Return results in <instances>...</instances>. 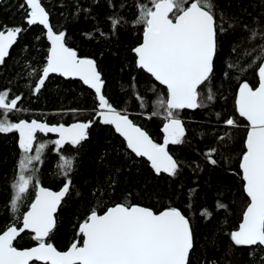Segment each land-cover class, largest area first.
Segmentation results:
<instances>
[{
	"label": "trees",
	"instance_id": "obj_1",
	"mask_svg": "<svg viewBox=\"0 0 264 264\" xmlns=\"http://www.w3.org/2000/svg\"><path fill=\"white\" fill-rule=\"evenodd\" d=\"M41 2L50 15L54 32H65L67 46L76 50L79 57L96 60L105 81L104 95L109 102L147 131L155 142L163 143L162 127L166 122L163 110L160 115L151 116V113L157 99L166 97V89L136 67L135 54L131 51L142 42L143 36V25L134 23L138 5L148 3L151 6L149 0H112L111 7L108 0ZM218 2L220 9L233 19L230 20L231 27L224 25L227 31L218 39L215 75L210 85L216 98L207 107L180 112L185 142L169 145L170 154L180 163L175 177L157 175L147 161L127 149L110 126L100 123L96 116V96L80 81L50 76L40 92H35L49 50L45 31L39 25L26 24L27 6L20 7L24 2L6 0L0 4V30L16 26L26 29L19 35L5 63L0 65V93H8L7 102L20 97L17 110L8 113L7 119L18 122L33 118L52 125L95 121L87 140L78 146L68 144L59 152L51 143L56 140L53 136L38 137L35 149L39 143H45L47 147L41 161H34L25 172V175H32L33 185L25 194L19 213L12 212L11 200L24 153L17 146L16 132L0 133V232L12 223L20 225L15 217L28 210L34 199L37 179L44 187L62 188L65 177L60 168V156L64 155L73 158V170L69 174L73 187L72 194L62 202L58 227L51 237L58 250L70 246L76 238V226L93 207L100 211L116 203H132L156 212L173 206L191 217L195 231L191 264H264L261 260L264 250L235 247L228 236L241 222L248 202L239 175L247 133L243 125L247 122L236 112L235 98L241 83L247 81L258 85V67L264 62L261 51L264 48V0ZM109 17L119 18L122 23L113 30ZM254 31L256 36L253 37ZM101 32L105 35H100ZM229 64L236 67L229 68ZM204 93L207 94V89ZM137 94L145 98V107H141ZM230 117L240 126H227L224 121ZM221 136L223 141L219 139ZM212 148L217 149L213 154L218 160L216 166L205 157ZM35 149L29 154L32 155ZM33 169L37 171L33 172ZM96 189H103L104 195L101 196L99 191L93 195ZM191 189H196L195 193L190 194ZM98 199L103 201L101 206L96 203ZM217 200L227 204V210H217ZM204 208L213 213L210 218L200 215ZM22 237L15 242L18 248L36 244L29 234L24 233ZM252 251L254 255L250 256Z\"/></svg>",
	"mask_w": 264,
	"mask_h": 264
},
{
	"label": "snow or ice",
	"instance_id": "obj_2",
	"mask_svg": "<svg viewBox=\"0 0 264 264\" xmlns=\"http://www.w3.org/2000/svg\"><path fill=\"white\" fill-rule=\"evenodd\" d=\"M108 3L111 7L112 0ZM149 3L151 6L148 3L138 5L134 23L143 25V36L142 42L131 51L135 54L136 67L166 88V97L157 99L155 110L151 113V116H156L163 110L166 121L162 128L163 143L155 142L147 131L137 126L127 114L118 111L102 94L105 81L96 60L79 57L76 50L67 46L65 32L53 31L49 13L41 0H24L20 7L27 5L26 24L42 25L47 29V39L51 42L47 63L35 85V92H40L52 73L78 77L95 90L99 101L96 116L100 122L114 126L126 141L127 148L137 157L146 158L157 175L165 173L175 177L180 163L170 154L169 145L185 142L186 133L180 112L207 107L215 100L210 85L215 75L218 39L227 31L225 24L231 27L230 20L233 18L220 9L218 0H149ZM109 19L113 30L122 23L119 18ZM23 31L26 29L20 26L0 30V65L5 63L9 49ZM100 35L105 34L101 32ZM252 35L256 36V32ZM261 51L264 52V48ZM228 67L236 65L229 64ZM257 75L258 85L247 81L241 83L235 98L236 112L247 122L243 125L247 133L239 175L248 202L241 222L228 236L235 247L264 250V62L259 65ZM132 87L136 88L134 82ZM204 89H207L206 95ZM7 96V92L0 93V110H3L0 112V117H3L0 119V133L18 132L19 147L24 153L11 200L12 212L19 213L20 204L30 185H33L32 175H25V172L33 161H41L42 152L47 147L45 143H39L35 155H28L33 151L37 132L57 133L59 138L51 143L59 152L65 144L78 146L87 140L88 129L95 121L77 122L67 127L63 124L49 126L35 119L31 122H10L7 114L17 110L20 97L7 102ZM136 98L141 107L146 106L144 97L137 94ZM224 123L230 127L240 126L231 117ZM219 139L223 141L224 137ZM216 152L217 149L212 148L205 153L213 166L218 164V160L213 158ZM60 160L65 177L62 188L52 191L40 186L37 179L34 200L26 212L15 217L20 226L12 223L0 232V264H191L190 254L195 247L194 226L191 217L173 206L159 212L132 203H116L100 211L93 207L76 226V238L67 250H58L51 237L58 227V210L65 198L72 194L73 187L69 175L73 170V158L61 155ZM35 171L37 169H33ZM96 191L104 195L103 189L94 190L93 195ZM195 191L191 189L190 194ZM76 194L79 195L78 192ZM96 203L101 206L103 201L98 199ZM188 207H192L191 203ZM227 208V204L217 200V210ZM200 215L207 219L213 213L204 208ZM22 233L29 234L36 242L35 246L26 249L15 246L17 238H23ZM249 255H254V251Z\"/></svg>",
	"mask_w": 264,
	"mask_h": 264
},
{
	"label": "water",
	"instance_id": "obj_3",
	"mask_svg": "<svg viewBox=\"0 0 264 264\" xmlns=\"http://www.w3.org/2000/svg\"><path fill=\"white\" fill-rule=\"evenodd\" d=\"M6 0H0V4H2L3 2H5ZM20 1H22V2H24V0H20ZM27 6V5H26ZM49 23H50V26H51V22H50V15H49ZM37 25H39V24H37ZM39 26H41L43 29H44V31H45V36H46V39H47V29H45L42 25H39ZM52 27V26H51ZM53 29V28H52ZM54 31V30H53ZM20 35V34H19ZM19 35L17 36V40H18V38H19ZM47 42H48V44H49V50H50V47H51V42L47 39ZM16 44V43H15ZM14 44V45H15ZM14 45L12 46V48L14 47ZM12 48H10L9 49V54H10V51H11V49ZM49 50H48V55H49ZM48 57V56H47ZM8 57H6L5 58V60L7 59ZM81 58H83V57H81ZM214 60H215V58H214ZM47 63V62H46ZM46 66V65H45ZM98 70H99V68H98ZM148 74V73H147ZM42 75V74H41ZM50 76H60V77H62L63 79H66V80H77V81H80L85 87H87L89 90H91L94 94H95V90L94 89H91V88H89L87 85H85L78 77H64V76H61V75H59L58 73H52V74H50L49 75V78H50ZM48 78V79H49ZM48 79L45 81V83L48 81ZM102 79H103V77H102ZM157 82V81H156ZM158 83V82H157ZM159 84V83H158ZM105 85V84H104ZM162 86V85H161ZM162 87H164V86H162ZM43 88V87H42ZM41 88V89H42ZM165 88V87H164ZM166 89V88H165ZM102 94L104 95V87H103V89H102ZM95 96H96V94H95ZM96 99H97V102H98V104H99V101H98V98H97V96H96ZM186 111H195V110H197V109H185ZM130 118V117H129ZM98 119H99V121H100V118L98 117ZM33 120V119H32ZM35 120H37V119H35ZM24 121H27V122H31V120H24ZM38 122H42V123H47L46 121H43V120H37ZM19 122V121H18ZM77 122H82V121H76V122H73V123H77ZM73 123H71V124H73ZM101 123V122H100ZM48 124V123H47ZM71 124H69V125H65L66 127L67 126H70ZM101 124H103V123H101ZM49 126H59V125H52V124H48ZM104 125V124H103ZM92 126V125H91ZM106 126H110L113 130H114V132L118 135V136H120L119 135V133H117L116 131H115V129H114V126H111V125H106ZM138 126V125H137ZM163 128V127H162ZM90 129V128H89ZM89 129H88V131H89ZM17 133V146H18V148H19V150L20 151H22L21 149H20V147H19V133L18 132H16ZM162 134H163V132H162ZM48 135H50V136H53L54 138H56V139H58L59 138V135L57 134V133H40V132H37V134H36V136H37V140H38V137L39 136H48ZM163 136H164V134H163ZM121 137V136H120ZM122 138V140L125 142V144H126V141L124 140V138L123 137H121ZM37 140H36V142H34V144H33V150L35 149V146H36V143H37ZM66 145H68V144H65L63 147H65ZM62 147V148H63ZM127 147V146H126ZM128 149V148H127ZM130 152H131V150L130 149H128ZM23 152V151H22ZM132 153V152H131ZM133 155H135L134 153H132ZM136 156V155H135ZM137 157V156H136ZM137 158H142V157H137ZM142 159H144L145 161H147V159L146 158H142ZM147 163L149 164V166H150V162L149 161H147ZM150 168H151V166H150ZM152 169V168H151ZM153 170V169H152ZM154 171V170H153ZM161 174H165V173H161ZM165 175H167V174H165ZM40 186H42V185H40ZM42 187H44V186H42ZM45 188H47V187H45ZM48 189H50V188H48ZM50 190H52V191H59V190H53V189H50ZM35 192H36V190H35ZM34 198H35V195H34ZM34 200V199H33ZM58 212H59V210H58ZM57 215H58V213H57ZM20 226V225H19ZM19 226H17V227H19ZM24 233H22L21 234V236L23 235ZM19 238V237H18ZM18 238H17V240H18ZM16 242V241H15ZM15 242H14V244H15ZM33 246H35V245H33ZM32 246V247H33ZM55 246V245H54ZM30 248V247H29ZM23 249H26V248H23ZM67 250V249H66Z\"/></svg>",
	"mask_w": 264,
	"mask_h": 264
},
{
	"label": "rangeland",
	"instance_id": "obj_4",
	"mask_svg": "<svg viewBox=\"0 0 264 264\" xmlns=\"http://www.w3.org/2000/svg\"><path fill=\"white\" fill-rule=\"evenodd\" d=\"M31 119H33V118H31ZM28 155H30V154H28ZM32 155H35V152H33L32 153ZM23 159V158H22ZM34 162V161H33ZM31 165H29V167H30ZM20 173V172H19ZM19 176V175H18ZM18 180V179H17Z\"/></svg>",
	"mask_w": 264,
	"mask_h": 264
},
{
	"label": "flooded vegetation",
	"instance_id": "obj_5",
	"mask_svg": "<svg viewBox=\"0 0 264 264\" xmlns=\"http://www.w3.org/2000/svg\"><path fill=\"white\" fill-rule=\"evenodd\" d=\"M56 139V138H55Z\"/></svg>",
	"mask_w": 264,
	"mask_h": 264
}]
</instances>
